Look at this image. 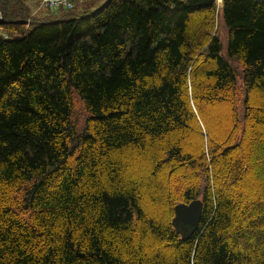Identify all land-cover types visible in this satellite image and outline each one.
Listing matches in <instances>:
<instances>
[{
	"label": "trees",
	"instance_id": "1",
	"mask_svg": "<svg viewBox=\"0 0 264 264\" xmlns=\"http://www.w3.org/2000/svg\"><path fill=\"white\" fill-rule=\"evenodd\" d=\"M100 7L0 0V264H264V1Z\"/></svg>",
	"mask_w": 264,
	"mask_h": 264
},
{
	"label": "water",
	"instance_id": "2",
	"mask_svg": "<svg viewBox=\"0 0 264 264\" xmlns=\"http://www.w3.org/2000/svg\"><path fill=\"white\" fill-rule=\"evenodd\" d=\"M108 1L106 0L99 9L103 8ZM203 207L204 205L201 200H194L189 204L181 203L177 205L175 207V226L184 234H191L198 231L202 221Z\"/></svg>",
	"mask_w": 264,
	"mask_h": 264
},
{
	"label": "built area",
	"instance_id": "3",
	"mask_svg": "<svg viewBox=\"0 0 264 264\" xmlns=\"http://www.w3.org/2000/svg\"><path fill=\"white\" fill-rule=\"evenodd\" d=\"M38 1L41 4L40 10L45 9L49 11L51 14H59L62 11H76V9L81 4L92 0H38Z\"/></svg>",
	"mask_w": 264,
	"mask_h": 264
},
{
	"label": "rangeland",
	"instance_id": "4",
	"mask_svg": "<svg viewBox=\"0 0 264 264\" xmlns=\"http://www.w3.org/2000/svg\"><path fill=\"white\" fill-rule=\"evenodd\" d=\"M105 0H94L93 4L96 5V7L100 6ZM26 5L29 7V9L31 10L32 14L37 16V17H41L42 16V12H40V7L41 4L38 0H25ZM101 3V4H100ZM218 8H221L220 5V1H218ZM93 10V9H92ZM91 11V10H90ZM43 12H47V10H44ZM46 16V15H45ZM222 39L225 41L226 40V35L223 33L222 34Z\"/></svg>",
	"mask_w": 264,
	"mask_h": 264
},
{
	"label": "crops",
	"instance_id": "5",
	"mask_svg": "<svg viewBox=\"0 0 264 264\" xmlns=\"http://www.w3.org/2000/svg\"><path fill=\"white\" fill-rule=\"evenodd\" d=\"M94 2L93 1H87V2H84L83 4H81L77 9L76 11L82 13V12H87V11H90V10H94L96 7L95 4H93ZM101 4V3H100ZM103 4V3H102ZM101 4V5H102ZM99 7V6H98ZM44 10H41L40 12H42V16H45V15H50L48 12H43Z\"/></svg>",
	"mask_w": 264,
	"mask_h": 264
},
{
	"label": "bare ground",
	"instance_id": "6",
	"mask_svg": "<svg viewBox=\"0 0 264 264\" xmlns=\"http://www.w3.org/2000/svg\"><path fill=\"white\" fill-rule=\"evenodd\" d=\"M220 5H221V7H222V5H223V0H220Z\"/></svg>",
	"mask_w": 264,
	"mask_h": 264
}]
</instances>
